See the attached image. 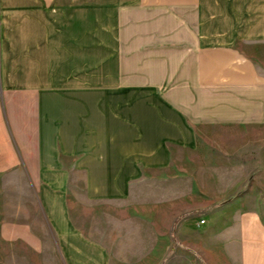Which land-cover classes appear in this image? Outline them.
Instances as JSON below:
<instances>
[{"label": "crops", "instance_id": "1", "mask_svg": "<svg viewBox=\"0 0 264 264\" xmlns=\"http://www.w3.org/2000/svg\"><path fill=\"white\" fill-rule=\"evenodd\" d=\"M252 126L264 0H0V171L19 174L30 202L15 213L33 206L50 238L37 251L30 218L5 220L11 264H176L224 230L234 264H264L258 190L188 216L160 191L207 151L243 164L232 138L204 135Z\"/></svg>", "mask_w": 264, "mask_h": 264}, {"label": "rangeland", "instance_id": "2", "mask_svg": "<svg viewBox=\"0 0 264 264\" xmlns=\"http://www.w3.org/2000/svg\"><path fill=\"white\" fill-rule=\"evenodd\" d=\"M214 136L220 138L230 137L232 141L226 144L243 147V154L240 157L245 160V164L233 163L228 165L226 164L228 157L220 156L221 158L218 160L214 159L216 161H223L225 164L212 165L211 161H215L211 156L213 152L207 151L204 155L203 165L188 167L189 173L187 177L183 178L177 185L175 184V186L171 187V190L167 187L160 189V191H163L161 195L171 196L173 199L177 196L179 201H183V204L187 207L182 214L183 216H188L192 211L204 209L212 205L226 206L234 192L248 189L250 186L252 190L259 191V200L264 202V182L251 181L254 179V175L264 174V166L260 165V163H264V126L261 128L252 126L251 131L245 134L212 135L206 133L204 135L205 138H212ZM205 144L208 145L210 143L207 142ZM235 157L237 155L230 158L234 159ZM248 178H250L249 181L247 180ZM20 179L19 174L15 172L14 168L0 171V225H3L5 220H12L13 223L18 224L30 218L33 225L32 232L39 236L35 238L37 243L35 249H38L37 251H41L42 249L47 251L49 249L48 240L50 238L47 236L43 237L44 231L40 227V217L37 213L31 211L33 206L31 207L25 203V206L23 205V214L15 213L22 199L24 202H30L28 193H25L22 199L20 197ZM195 214L202 220L203 216L201 214ZM2 233L3 229L0 228V264H11L7 261L8 257L4 250ZM220 241L221 247L218 249L211 245H203L202 247H197V252H187L186 261L183 260V257L176 256V264H234V254L230 255L228 253L229 242L225 230L223 231V235H221ZM46 255L44 254L45 257ZM42 256L39 255L37 258H42ZM24 260L26 259L22 258L21 262H24ZM28 263L33 264L31 260ZM12 264L15 263L13 262Z\"/></svg>", "mask_w": 264, "mask_h": 264}, {"label": "built area", "instance_id": "3", "mask_svg": "<svg viewBox=\"0 0 264 264\" xmlns=\"http://www.w3.org/2000/svg\"><path fill=\"white\" fill-rule=\"evenodd\" d=\"M200 223H203V220H200Z\"/></svg>", "mask_w": 264, "mask_h": 264}]
</instances>
